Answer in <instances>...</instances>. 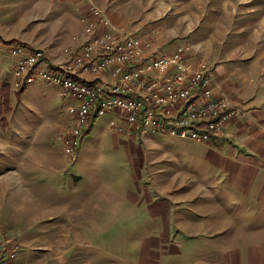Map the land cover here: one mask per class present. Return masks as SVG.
Listing matches in <instances>:
<instances>
[{
	"label": "crops",
	"instance_id": "1",
	"mask_svg": "<svg viewBox=\"0 0 264 264\" xmlns=\"http://www.w3.org/2000/svg\"><path fill=\"white\" fill-rule=\"evenodd\" d=\"M261 1L0 0V36L7 44L21 46L25 51L44 50L47 53V63L53 67L64 59L66 48H71L73 52L78 48L85 36L83 19L92 17L90 7L94 4L104 9L114 23L129 27L142 38L151 40L161 52L171 53L178 46L185 45L189 47L188 57L194 64L205 61L213 67L216 95L228 97L243 112H239L226 131L211 142L203 144L204 142L191 140L182 141L203 144L196 146L201 150L200 157L221 171L208 170L200 175H190L179 169L172 176L176 183L173 188H147L144 189L147 192L134 194L131 193V174L121 179L111 174L109 179L102 173L100 180L106 187H100L99 190L96 188V194L113 195L109 198L111 201L107 211L130 212L131 205L126 202L131 203L132 200L138 206H146L151 217L175 221L182 228L190 229L193 243L200 244V238L210 234L215 228L223 229L215 233L221 235L230 227L246 226V216L234 217L231 212H252L257 217L264 213V4ZM260 11L262 15H258ZM106 76L109 77V73ZM30 86L33 87L32 90L28 95H21V100L25 99V106H22L29 110L33 118L55 119L53 117L59 116L72 119L70 107L77 105V101L69 98L72 101L63 102L66 97L61 95L58 84L40 83ZM122 118L124 116H121L124 121ZM49 130L58 131L57 126L47 128ZM110 131L117 144L124 137L129 145L134 140L135 148L143 149L139 152L142 155L135 158L137 160L148 159L147 156L153 155L151 152L156 149L162 152L163 157L166 153L173 155L169 147L157 142L156 134L144 138L118 132L116 129ZM1 132L0 128V240L11 238L26 245L37 244L41 240L55 244L57 240L54 235L43 240L39 236L40 231L35 229L51 219L57 222L55 217L58 208L70 210L71 163L62 164L59 156H52L47 160L50 165L45 168L33 167L26 173L18 168L8 171V141ZM103 134L104 132L102 136ZM49 152L56 155L52 147ZM129 157L131 162V156ZM160 161L161 159H156L157 163ZM162 171L163 167L159 173L162 174ZM25 179L28 184H24ZM161 179L168 180L166 177ZM223 180L227 181L224 187L217 182ZM125 181H128L130 190L112 187L123 185ZM45 191L52 196L59 195L63 203L56 206L55 201H52L51 206H45ZM218 191L222 195L216 197ZM124 201L125 205L121 209L119 203ZM89 205L84 201L80 203L78 208L83 214L80 223L99 229L102 235L104 224H101L102 219L97 212L105 210L103 204L95 199L91 209ZM60 221L65 227V244H68V241H73L68 231L72 233L71 228L75 227V222L68 225L64 219ZM50 226L52 225H47L49 229ZM29 234L33 237H28ZM98 237L101 238L99 234L92 236L91 245L103 243ZM121 241L124 240L120 238L119 242ZM27 248L23 244L13 264H55L56 253L51 252L54 247H49L48 256L39 255ZM94 249L88 256L85 253L79 256L78 250L71 249L65 260L69 264L71 259L74 260L72 264H88L90 260L95 263L97 260L113 264L118 262L114 253L103 252L100 246ZM225 253L230 257L229 252ZM126 255L131 257V252H126ZM172 257L171 255L169 258ZM134 258L146 261L140 255H134Z\"/></svg>",
	"mask_w": 264,
	"mask_h": 264
},
{
	"label": "rangeland",
	"instance_id": "2",
	"mask_svg": "<svg viewBox=\"0 0 264 264\" xmlns=\"http://www.w3.org/2000/svg\"><path fill=\"white\" fill-rule=\"evenodd\" d=\"M261 4H264V0L261 1ZM258 15H262V12L260 11ZM13 47L16 46L11 44L0 45V128L2 136L8 141L7 152L10 162L8 171L18 168V170L20 169L26 173L33 167L45 168L50 165L47 160L52 156H59L62 159V164L63 162H66L67 165L69 162L71 163L69 174H71L70 189L72 196L71 202L68 203L69 205L72 204L70 210L58 208L55 217L57 222H53L49 218L51 219L50 222L42 223L39 228L35 229V231H40L39 236L43 240H47L49 235H54L57 240L56 243L49 244L41 240L37 244L30 243L26 245L19 241L21 250L24 244L31 251L48 256L47 250L49 247H54L51 252L56 253L55 264H69L66 262L65 257L71 249L78 250L79 256L82 253L88 256V253L95 251L94 247L97 248L98 246L101 247L103 252L114 253V256L119 258H117L118 262L116 264H125V262L131 264H143L144 262L148 264H264V213L257 217L256 213L252 212H231L234 217L246 216V226L243 228L230 227L221 235H215V233L223 229L215 228L210 231V234L201 237V243L197 244L193 243L194 238L191 236L190 229L182 228L175 221L165 220L161 217H151L152 214L149 213L146 206H138L132 200L131 203L126 202V204L131 205L130 212L125 210L107 211L108 203L111 201L109 198L113 195L110 193L107 195L96 194L100 187H106V185H102L100 180V177H103L102 173L108 176L109 179L111 174L116 175L119 179L123 176L127 178L131 174V193L134 194L147 192L144 191L147 188L156 189L168 186L173 188L176 183L172 180V176L179 169L190 175H200L201 172L208 170L215 172L221 170L213 168L208 160L200 157L199 152L201 150L196 146L205 143L182 141L169 135L156 134V140L160 145L169 147L173 155L166 153L163 157L162 152L156 149L151 152L153 155L147 156L148 159H135L142 155L139 152H142L143 149H136L134 140L129 145L124 137L120 138L119 144L116 143L114 134L110 131V129H115L112 126V121L116 117L113 112L96 118L90 131L81 140L76 160L73 159V156H69L65 151L64 138L71 132L74 121L71 117L64 119L55 116L53 118L56 121L50 119V117L48 119L34 117L36 118L34 119L31 116L29 110L24 107L25 99L22 101L21 95H28L33 87L30 86L20 92L21 89L14 85V68L17 64V56L13 53ZM51 95L58 94L51 93ZM64 99L63 102L72 101L69 98ZM26 103L33 105L28 101ZM51 109L53 108L51 107ZM52 126H57L58 131H47V128ZM105 132L108 133L105 134ZM64 135L65 137H63ZM51 147L56 155L49 152ZM189 148L191 149L189 150ZM136 151L138 152L136 153ZM193 151L196 154L192 153ZM129 156H131V162ZM154 158L161 159V161L157 163ZM161 167L164 168L162 174L159 173ZM43 173L47 175V173ZM164 177L169 181L161 179ZM24 182V184H28L26 179ZM202 182L209 183L204 180ZM217 182L220 186L222 184L223 187L227 184L226 180ZM127 184L128 181H125L123 185L112 187L121 190L128 188L127 190H130ZM96 188L98 189L96 190ZM89 191H94L92 196H89L91 194ZM221 193V191H218L216 197L222 195ZM45 195V206L46 204L51 206L52 201H55L56 206L63 203V199H59V195L52 196L48 191H45ZM90 199L93 201L90 202ZM95 199L98 203L102 202L105 209L102 212H97L102 219L101 224H104L102 235L99 229L91 228L89 225L86 226V223H80L83 216L78 208L80 203L83 201L84 203H90L88 207L91 209ZM114 201L117 203L115 198ZM119 204L122 209L125 201ZM63 219L67 221V224L75 222V227H69L72 233L67 230L70 237L73 238V241H68V244H65L67 238L63 237L65 227L63 222L60 221ZM49 224L52 225L50 229L47 227ZM53 225L56 227H53ZM98 234L101 238L98 237L97 239L103 243L101 245H91L92 236L96 237ZM27 236L33 237L31 234ZM120 238L124 241L119 242ZM69 242L71 243L69 244ZM90 246L91 248H89ZM128 251L131 252V257L126 255ZM225 252H229L230 257H227ZM134 255L137 257L139 255L143 256L146 261L135 260ZM171 255L173 257L169 258ZM73 262L74 260L71 259L70 264ZM88 264L113 263L101 262L100 260L95 263L90 260Z\"/></svg>",
	"mask_w": 264,
	"mask_h": 264
},
{
	"label": "built area",
	"instance_id": "3",
	"mask_svg": "<svg viewBox=\"0 0 264 264\" xmlns=\"http://www.w3.org/2000/svg\"><path fill=\"white\" fill-rule=\"evenodd\" d=\"M90 12L78 48H66L53 67L44 50L12 48L18 89L55 83L61 95L77 101L70 107L74 126L65 137V151L73 159L94 115L115 113L112 126L131 136L163 134L208 143L242 112L228 97L216 95L213 67L205 61L194 64L189 47L163 53L151 40L114 23L101 7L93 4ZM2 44L7 43L0 36ZM20 250L18 240H0V264H13Z\"/></svg>",
	"mask_w": 264,
	"mask_h": 264
},
{
	"label": "trees",
	"instance_id": "4",
	"mask_svg": "<svg viewBox=\"0 0 264 264\" xmlns=\"http://www.w3.org/2000/svg\"><path fill=\"white\" fill-rule=\"evenodd\" d=\"M25 89H26L25 87H24V88H21L20 92H23ZM97 117H98V116H95V115H94V116L91 118V120H90V122H89V125H88V128L86 129V131H90V129H91V127L93 126V124H94V122H95V120H96ZM86 131L84 132L85 134H86Z\"/></svg>",
	"mask_w": 264,
	"mask_h": 264
}]
</instances>
